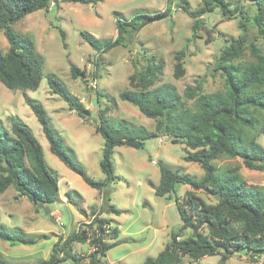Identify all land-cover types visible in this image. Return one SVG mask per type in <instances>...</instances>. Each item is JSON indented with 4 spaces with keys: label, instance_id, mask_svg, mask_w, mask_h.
Masks as SVG:
<instances>
[{
    "label": "rangeland",
    "instance_id": "374dc122",
    "mask_svg": "<svg viewBox=\"0 0 264 264\" xmlns=\"http://www.w3.org/2000/svg\"><path fill=\"white\" fill-rule=\"evenodd\" d=\"M187 1L192 10L203 5L202 0ZM245 3L249 6L248 2ZM168 7L171 9L169 17L131 29L126 34L125 45L116 46L106 53L96 51L81 34L85 31L100 39H114L118 35L117 17L130 20L139 13L162 11ZM197 20L198 26L194 29L196 19L182 8L181 0H104L96 4L60 1L48 10L32 12L12 25L19 34L34 40L37 52L44 59L43 78L37 90L26 91L12 90L0 81V119L8 131L12 129V116L19 117L32 129L42 145L47 165L59 178L60 190L58 200L50 205L51 215H46L28 198H17L14 187L0 194V225L8 230L20 228L27 233L48 235V238H38L35 244L28 245H12L0 239V252L8 264H40L41 260L50 257L60 234L66 237L76 231L80 222L90 219L94 211L101 209L102 203L101 191L88 185L81 175L51 151L42 125L27 104L26 96L44 105L53 127L66 147L75 152L77 162L83 165L87 174L94 180H104L106 174L101 168V160L105 139L96 131L101 109L109 117L111 125H119L121 120H125L135 126L156 130L155 119L120 98L121 91L130 87V75L145 66L151 56L157 55L165 63L157 84L173 83L181 94L199 81L203 82L207 93L227 89V76L218 64L229 42L245 32L240 26L241 18L225 17L216 9ZM60 29L66 32V47ZM251 42L264 51V38L255 26L246 32L245 44ZM8 49L9 42L2 31L0 51ZM182 50L185 51L182 62L186 71L181 78H176L177 56ZM253 60L249 49H245L236 63L246 64ZM72 66L85 70L86 74L74 78ZM49 74L58 76L81 98L90 110L86 118L70 110L64 99L52 93L47 79ZM96 89L102 95L101 102L94 106ZM186 102L193 105V101ZM258 141L264 147V134ZM189 151L185 144L174 143L171 137L161 133L146 138L139 148L126 144L115 149L112 159L116 179L105 191L121 213H103L112 227L119 230L118 245L104 257L109 264H142L149 256L157 257L169 242L172 229L182 225L177 198L180 204L186 205V194L193 189L189 185L178 184L175 192L159 196L155 186L160 182L162 166L197 179L204 176L205 171L199 163L185 159ZM215 164L220 169L238 165L248 185H264V170L246 167L240 157H223L215 160ZM220 169L216 173L222 176ZM194 193L206 202H216L215 197L206 191L196 190ZM52 217L57 218V222ZM191 234V229L184 232V236ZM104 241H111V238ZM73 247L74 252L82 257L94 249L86 242L74 243ZM184 260L191 264H221V255H207L200 259L186 256ZM227 263L264 264V257L254 259L245 252H236ZM61 264H72V260L69 258Z\"/></svg>",
    "mask_w": 264,
    "mask_h": 264
},
{
    "label": "trees",
    "instance_id": "16d2710c",
    "mask_svg": "<svg viewBox=\"0 0 264 264\" xmlns=\"http://www.w3.org/2000/svg\"><path fill=\"white\" fill-rule=\"evenodd\" d=\"M60 1L96 4L104 0H0V32L5 33L9 42L8 51H0V81L8 88L37 90L44 67V59L37 52L34 40L19 34L12 25L32 12L48 10L52 2L56 5ZM181 1L182 8L196 19L194 29L198 26V17L216 9L225 17L241 18L240 26L245 32L229 42L218 64L227 76V89L207 93L203 82L199 81L181 94L173 83L157 84L165 63L157 55L151 56L145 66L130 75V87L121 91L120 98L155 119L156 130L135 126L125 120L120 121V126L111 125L109 117L101 109L96 131L105 139L101 160V168L106 174L104 180L92 179L83 165L77 162L75 152L66 147L44 105L28 96L26 102L41 123L51 151L81 175L88 185L101 191V213H121L111 203L105 190L116 179L112 159L115 149L126 145L128 139L143 142L161 133L171 137L174 143H183L190 149L185 159L199 163L205 174L197 179L188 173L161 167V179L155 186L157 195L167 196L175 192L178 184L189 185L193 190L186 194V205L180 204L177 198L182 225L172 229L169 242L157 257L149 256L142 264H191L184 260L186 256L200 259L214 254L221 255V264H228V259L236 252H245L254 259H260L264 256V185H248L238 165L220 169L215 160L240 157L246 167L264 170V147L258 141L264 134V51L255 42L245 44L246 32L251 26L257 27L258 34L264 38V0H202L203 5L196 10L190 8L187 0ZM170 15L168 7L162 11L139 13L130 20L117 17L118 35L114 39H100L85 31L81 34L96 51L106 53L116 46L125 45L126 34L131 29ZM60 31L66 47V32L63 29ZM245 49H249L254 60L246 64L236 63ZM184 53L182 50L177 56L176 78H181L186 71L182 62ZM71 70L74 78L86 74L77 66H72ZM47 79L52 93L64 99L70 110L87 117L90 110L58 76L49 74ZM95 92L101 102L102 92L98 89ZM186 100L193 101V105L187 104ZM10 119L11 131L3 128L0 119V194L14 187L17 198L26 197L39 208L40 203L50 206L59 198V178L47 165L42 145L32 129L19 117L12 116ZM218 169L223 172L222 176L216 173ZM196 190L208 192L216 202H206L194 193ZM105 223L111 224V221L106 217L100 219L101 228ZM89 227L92 228V225ZM186 229H191L192 234L184 236ZM118 237L117 227H112L111 241L93 236L88 242L86 229L74 231L66 237L60 234L50 257L41 260L40 264H61L69 258L72 264H109L104 257L118 245ZM38 238H48V235L27 233L20 228L8 230L0 225V239L12 245L35 244ZM81 242H88L94 248L84 257L74 252V243ZM0 264H8L1 252Z\"/></svg>",
    "mask_w": 264,
    "mask_h": 264
},
{
    "label": "built area",
    "instance_id": "2783aa9c",
    "mask_svg": "<svg viewBox=\"0 0 264 264\" xmlns=\"http://www.w3.org/2000/svg\"><path fill=\"white\" fill-rule=\"evenodd\" d=\"M52 6L55 5V2H52ZM103 213L100 212V210L96 211L92 214V217L88 220L82 221L78 224L76 231H82L84 229L87 230L88 234V242L91 240V237H102L104 238H110L112 233V225L109 223H105L102 225V228L100 227V219H102ZM92 225V228L89 227ZM94 250V249H93ZM264 257V256H262Z\"/></svg>",
    "mask_w": 264,
    "mask_h": 264
},
{
    "label": "water",
    "instance_id": "95a60500",
    "mask_svg": "<svg viewBox=\"0 0 264 264\" xmlns=\"http://www.w3.org/2000/svg\"><path fill=\"white\" fill-rule=\"evenodd\" d=\"M98 102H99L98 94H95V98L93 100V105L97 106ZM126 144L131 146V147L139 148L143 145V142H142V140H139V139H128ZM39 205L45 211L46 215H51L53 213L52 209L50 208L49 205L44 204V203H40ZM52 220L54 222H57V218H55V217H52Z\"/></svg>",
    "mask_w": 264,
    "mask_h": 264
},
{
    "label": "crops",
    "instance_id": "0c3cea01",
    "mask_svg": "<svg viewBox=\"0 0 264 264\" xmlns=\"http://www.w3.org/2000/svg\"><path fill=\"white\" fill-rule=\"evenodd\" d=\"M86 243H88V242H86ZM89 244V243H88ZM90 246V245H89ZM90 248V247H89ZM93 250V249H92Z\"/></svg>",
    "mask_w": 264,
    "mask_h": 264
}]
</instances>
